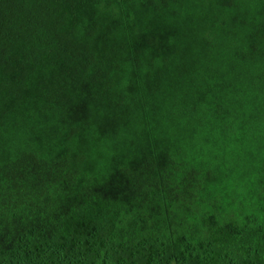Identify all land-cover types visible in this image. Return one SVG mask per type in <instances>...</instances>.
Returning a JSON list of instances; mask_svg holds the SVG:
<instances>
[{
  "label": "trees",
  "instance_id": "trees-1",
  "mask_svg": "<svg viewBox=\"0 0 264 264\" xmlns=\"http://www.w3.org/2000/svg\"><path fill=\"white\" fill-rule=\"evenodd\" d=\"M0 264H264V0H0Z\"/></svg>",
  "mask_w": 264,
  "mask_h": 264
}]
</instances>
